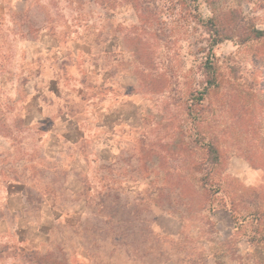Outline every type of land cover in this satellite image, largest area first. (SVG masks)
<instances>
[{"label": "rangeland", "instance_id": "374dc122", "mask_svg": "<svg viewBox=\"0 0 264 264\" xmlns=\"http://www.w3.org/2000/svg\"><path fill=\"white\" fill-rule=\"evenodd\" d=\"M213 16L216 199L264 209V39L238 42L264 0H0V264H264L250 222L212 232L187 193Z\"/></svg>", "mask_w": 264, "mask_h": 264}, {"label": "trees", "instance_id": "16d2710c", "mask_svg": "<svg viewBox=\"0 0 264 264\" xmlns=\"http://www.w3.org/2000/svg\"><path fill=\"white\" fill-rule=\"evenodd\" d=\"M136 6L137 5H134L135 8ZM215 18L216 17L213 16L205 21H201L203 28H207L206 32L211 36L208 45V58H206L203 66L207 76L201 90L189 95L188 98L191 103L189 107L188 104L186 107L189 119L196 127V131H194L195 137L193 139V146L197 148L198 152V158L194 153L193 156L191 155L189 159H186L188 162L187 167L189 169V174H194V172H196L198 173L197 176H199L196 181V187L191 185L190 189L187 190V193L194 194V197H196V210L200 213V219L204 220V228H211L213 232L214 223L211 221L210 215H212L217 209L227 211L230 214L237 232L240 231L245 223L250 222L252 229L250 234L246 235V237L247 241L251 245H254L256 243L264 242V209L262 206H251V202L247 201L245 203L242 202L241 205H239L240 203L238 204L233 197H229L226 191L224 200L223 198L216 199L218 194H221V191L225 188L221 183L213 181L214 175H216V170H218L222 164V155L214 137H206L203 134V119L201 113L195 108V105L200 104V102L208 98L212 88L216 87V81L218 78L216 67L210 60L212 49L223 41L232 39L230 34L220 28V24H218L220 22L216 21ZM239 38L238 42L240 44H245L249 41H258L264 39V30L251 28V30L246 31L244 37ZM102 202L105 203L104 201ZM194 202V199H189L186 206L191 207L195 205ZM186 214H190V209H188ZM197 234L200 237H203V234H210V232L201 230V232L199 231ZM235 236L236 234L234 237ZM224 258L225 257L222 255L223 260ZM224 263L228 264L226 261Z\"/></svg>", "mask_w": 264, "mask_h": 264}]
</instances>
